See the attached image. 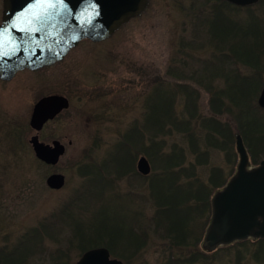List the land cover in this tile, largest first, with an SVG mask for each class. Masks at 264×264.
Here are the masks:
<instances>
[{
    "label": "rangeland",
    "instance_id": "374dc122",
    "mask_svg": "<svg viewBox=\"0 0 264 264\" xmlns=\"http://www.w3.org/2000/svg\"><path fill=\"white\" fill-rule=\"evenodd\" d=\"M191 1L149 0L141 16L129 21L108 40L96 44L83 41L54 66H45L36 72L23 71L6 83L0 79V249L10 251L18 248L22 238L36 229L42 233L43 247L36 251V260L30 264H58L59 256L63 257L59 264H75L85 248L78 247L68 219L61 221L60 218L65 207H76L73 211L77 216L73 222L75 230L87 232L95 221H102V230L108 232L113 229L111 232L117 238L109 243L104 237L103 243L111 246L114 253L111 256L123 264H176L171 261V255L178 262L194 264L192 261L197 254L202 257L196 264H264V258L255 255L259 243L244 242L218 248L216 252H204L202 241L205 231L201 226L207 217H184L185 222L181 225L189 234L188 239L181 240L179 235L177 237V234H169L163 229L168 220H161L156 212L153 181L162 172L163 178H167L170 184H182L185 188L193 185L195 190L189 204L193 212L198 210L197 203L202 197H194V191L200 193L195 184L202 182L208 185L213 175V180L219 183L235 171L238 162L235 136L232 142L229 138L222 147V138L214 135L219 142H209L206 139L207 128L200 132L197 129L195 137L199 154L196 155L188 150L182 135L173 134L166 137L161 151L153 154L151 150V157H156L154 164L143 152L149 147L148 143L144 146L146 141L136 150L119 152L115 148L125 145V136L131 128L135 133L145 134V112L149 111L147 99L159 80L168 84L167 87L160 86L163 91L166 90L165 100L172 98L173 108L179 110V116L185 115V96L179 92L171 93L177 81L174 74L170 76L168 72L176 59L175 46L180 37L194 39V25L205 27L203 21L188 17L183 10L189 9ZM247 10L224 9L228 18L240 21L247 20L250 12L264 26V0ZM206 13L211 15L207 8ZM202 38L206 39L203 35ZM200 43L198 39L197 46ZM204 44V49L196 46L199 53L191 59L187 58L188 67L184 71L188 78L179 82L197 92L195 101L200 121L211 113L210 96L189 77L193 72L194 80L200 77L199 81L207 75L203 68L211 65L214 46L207 44V40ZM241 65H237L240 73L251 72ZM218 84L221 86L220 82ZM54 93L68 97L70 104L66 111L44 124L37 133L42 143L59 141L65 145V154L58 164L50 166L34 156L29 139L36 133L29 127V120L37 97ZM253 113L264 119V110ZM217 118L226 123L233 134L237 132L240 135L239 130L244 132L245 138L241 137L247 151L252 148L260 154L264 150V138L250 126L249 133L247 129L243 130L234 111L232 115L225 113ZM210 137L213 138L212 135ZM180 140L184 145V164L161 169L160 166L166 162L164 159L171 154L170 147ZM69 141L71 145H68ZM140 155L145 156L151 165L146 177L135 175L134 161ZM113 162H116L117 175ZM91 163L107 165L102 167L101 172L98 171L97 181L92 187L87 183L90 177H82L79 171L82 165ZM249 166H256H252L250 157ZM177 172L178 176L175 175ZM54 173L65 177V184L60 190H52L46 185V178ZM106 181L111 182L108 184ZM168 187L175 191L170 185ZM187 191L191 194L189 188ZM126 229L134 233L138 245L133 242L132 247L129 246L126 235H123ZM38 251H43L44 256Z\"/></svg>",
    "mask_w": 264,
    "mask_h": 264
},
{
    "label": "trees",
    "instance_id": "16d2710c",
    "mask_svg": "<svg viewBox=\"0 0 264 264\" xmlns=\"http://www.w3.org/2000/svg\"><path fill=\"white\" fill-rule=\"evenodd\" d=\"M211 6L212 10H209ZM229 7H231L233 11L241 8L235 7L227 3L225 0H192L189 9H183L186 11L188 17L205 23L204 28H199L198 25H194V39L188 40L183 38V36L180 37L179 42L175 46L176 59L174 58L175 60L173 61V65L170 67V71L168 72L170 76H172L171 74H174L173 77H176L174 80L177 81L171 89V93L174 94L179 92L185 96L184 108H186V116H179V110L173 108L172 98L169 101L165 100L164 95H166V90L163 91L161 87H167L168 84L165 81L159 80L156 84H154V88L147 99L149 111L148 113L145 112L147 115L145 134L142 135L140 132L135 133L131 128L130 132H128L125 136V145L120 144L115 147L119 149V152H124L126 149L127 151H130L136 150V148H141V145L144 141H146L144 146L146 147V143H148L149 147L143 150V152L148 155L151 163L154 164L156 162V157H151V150L153 154L155 151H161L165 146L164 143L166 137L173 134L175 136L176 134H180L187 141L186 144L188 150H190L191 153L198 155V140L196 139L195 134L197 129H199L198 132H200L205 127L208 130L206 133L207 141H213L215 143L219 142V139L214 138V135H216L218 138H222L224 140V143L222 145L220 144V146L223 147V145L228 143L229 138L232 142L233 136L238 133L235 132V134H233L234 132L232 133L230 131L228 125L226 123H222L217 116H221L225 113L232 115L233 111L235 116L238 117L237 120L243 130L247 129V132L249 133L250 126L258 132L259 136L264 138V119L259 118L253 113V111L257 112L258 110H261L254 100L259 91H261L263 85V22H261L259 18L253 16L250 12H248L250 15L245 21L232 18L230 19L226 16L224 11V9L227 10ZM206 8L210 12L208 14L211 15H207ZM246 8H248L247 11H249V7ZM259 23H261V26ZM200 33L206 39H203ZM198 39L201 43L197 46ZM205 40H207V44L214 46V57L212 58V63L211 65H205L203 68L204 74L206 73L207 75L202 77L199 81L198 79L200 77H197L194 80L193 72H190V76L192 77H189L192 78L198 86H201L210 96L209 106L211 113H209L206 117H203V120L200 121L201 115L198 113L197 103L195 101L197 92L195 90L185 88L179 82L188 78L184 71V69L188 67L187 58L191 59L193 55L199 53L197 49L199 46L204 49L206 46V44H204ZM202 48L200 49L202 50ZM230 63L232 65V69L228 70ZM238 64H242L245 68H249L251 72L249 74L240 73L238 71ZM218 82L221 83V86ZM198 120L200 123L197 125ZM243 122H246V124ZM242 123L244 127L241 125ZM238 132L244 139V132L242 130H239ZM210 135H212L213 138H211ZM183 149L184 145H182L181 140L178 143L175 142L170 147L171 154L164 159L166 162L160 166L161 169L164 166H177L182 163L184 164L185 158L183 157L185 153ZM263 151L264 150H262L260 154H257L255 149L252 148L247 151L252 166L258 165L259 162L264 159ZM115 163L113 162V168L117 175L118 170L115 168ZM102 167L106 168L107 165L105 163L102 166L97 164H84L79 170L80 175L85 178L90 177L89 180H87V183H89L92 187L95 181H97L96 175L98 174V171H102ZM232 173L233 172H231L230 175ZM135 175L137 176V173H135ZM175 175L178 176L179 173L177 172ZM213 179H215L214 175L210 178V183L208 185L202 182L197 183V180H195L197 183L195 184V187L200 190V193L198 192L199 194H197V191H194L196 194L194 197L197 198L201 195L202 198L198 200V210L193 212L192 206L189 204L190 200L193 199V190H195L192 187L193 185L188 186L191 190L190 194L187 191L188 188L183 187L182 184H170L167 178H163V172L156 176V179L153 181L154 191H152V194L157 200V214H160L162 217L161 220L163 218L168 220V223H165V226L163 227L166 232L169 234H177V237L179 235L181 240H186L188 232H185L181 222H185L184 217H189L191 215H197L196 217H207L206 221L201 226V229H203L204 232L206 223L208 224L210 217V198L217 190L222 188L228 180V178H225L221 182L217 183L216 180ZM106 182L109 184L111 181ZM212 182L213 185L211 184ZM165 185L167 186L166 190ZM169 185L175 189L174 192L168 187ZM75 208L76 207H65L61 211L62 216L60 219L61 221L64 220V218L68 219L70 226H72V231L77 240L76 242L78 243V247L85 248L82 253L88 249L103 246L111 252V255L114 254L110 249L111 246L103 243L102 240L104 237L109 240V243L113 241L112 239L116 240L117 238L114 236V233L111 232L113 229L108 232L106 229L103 231L102 229H104V227L102 226V221L97 220L93 226L87 229V232H79L75 230L76 226L73 223L76 221L75 217H77L73 212ZM171 216H174V218H171ZM63 223L64 222H62V224ZM100 224L101 227H99ZM126 230L123 232V235H126L130 243L129 246L132 247L133 242L134 245H138V241L136 240L137 238L134 233L131 232L130 229ZM39 231L35 229L30 232V234H26L19 242L18 248L10 251L6 248H1L0 264H30L32 261H35L36 259H34V257L37 255L36 251L38 249L41 250L43 247V237L41 236L42 233ZM38 252L40 255L44 256L43 251ZM199 255L200 254H197L193 258L192 263H197L199 257H202ZM61 258L63 257L59 256L56 263L59 264V262H61ZM171 258L173 259L171 261L176 264H186L182 261L178 262L177 259L174 260V256L172 255ZM169 264L171 263L169 262Z\"/></svg>",
    "mask_w": 264,
    "mask_h": 264
},
{
    "label": "water",
    "instance_id": "95a60500",
    "mask_svg": "<svg viewBox=\"0 0 264 264\" xmlns=\"http://www.w3.org/2000/svg\"><path fill=\"white\" fill-rule=\"evenodd\" d=\"M246 7L260 0H226ZM148 0H3L0 24V79L10 81L17 72L35 71L64 59L81 41L101 42L122 25L139 16ZM264 110V86L257 98ZM69 102L60 95L42 97L33 107L29 127L36 133L29 139L34 156L45 165L55 166L65 154L59 141L45 144L37 133ZM71 141L68 145H71ZM238 164L234 175L210 200L211 215L202 248L212 252L248 238H264V159L250 168L240 135L235 137ZM146 176L151 167L145 157L136 164ZM65 184L62 174H51L46 185L60 190ZM75 264H122L111 259L104 247L84 252Z\"/></svg>",
    "mask_w": 264,
    "mask_h": 264
},
{
    "label": "flooded vegetation",
    "instance_id": "af4514ba",
    "mask_svg": "<svg viewBox=\"0 0 264 264\" xmlns=\"http://www.w3.org/2000/svg\"><path fill=\"white\" fill-rule=\"evenodd\" d=\"M2 1L3 0H1V14H0V23H1V19H2ZM84 41H87V40H84ZM83 42V41H82ZM81 42V43H82ZM81 43H79L75 48H77ZM92 43V42H91ZM93 44H96V43H93ZM74 48V49H75ZM74 49H72L70 52H72ZM69 52V53H70ZM69 53L64 57V59L69 55ZM63 59V60H64ZM62 60V61H63ZM62 61H60V62H62ZM60 62H58V63H60ZM58 63H55V64H53V65H51V66H54V65H56V64H58ZM48 67H50V66H48ZM44 68H46V67H44ZM43 69V68H42ZM23 71H29V72H36V71H30V70H23ZM23 71H20V72H17L16 74H15V76H14V78L16 77V75H18L19 73H21V72H23ZM39 71V70H38ZM13 78V79H14ZM12 79V80H13ZM11 80V81H12ZM2 82V81H1ZM5 83L7 82V81H4ZM10 82V81H9ZM52 95H60V96H63L64 98H66L67 100H68V102H69V104H70V100H69V98L68 97H66V96H64V95H61V94H56V93H54V94H52ZM47 96H49V95H47ZM42 97H45L44 95H42V96H39V97H37V101L34 103V105L42 98ZM82 98V97H81ZM34 105H33V107H34ZM33 109V108H32ZM67 110V109H66ZM66 110H63V111H61L56 117H58L59 115H61L64 111H66ZM55 117V118H56ZM54 118V119H55ZM139 157H141V155L140 156H138V158ZM145 157V156H144ZM138 158H137V160H138ZM146 158V157H145ZM135 162V173H137V176H143V175H141L140 173H138L137 172V170H136V163H137V161H134ZM144 177V176H143ZM146 177V176H145ZM199 228V227H198ZM200 232V231H199ZM189 234V233H188ZM244 242H251V243H259V245L256 247V249H255V255L256 256H260V257H263L264 258V239H262V238H258V239H255V238H249V239H247V240H245V241H243V242H234L233 244H231V245H229V246H233L234 244H243ZM203 251L205 252V250L203 249ZM208 252V251H207ZM212 252H216V250H214V251H212ZM111 258H113V257H111ZM117 259V258H116ZM264 263V262H263ZM123 264V263H122ZM229 264H231V263H229Z\"/></svg>",
    "mask_w": 264,
    "mask_h": 264
}]
</instances>
